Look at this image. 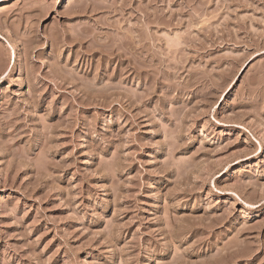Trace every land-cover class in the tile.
Wrapping results in <instances>:
<instances>
[{
  "label": "rangeland",
  "instance_id": "1",
  "mask_svg": "<svg viewBox=\"0 0 264 264\" xmlns=\"http://www.w3.org/2000/svg\"><path fill=\"white\" fill-rule=\"evenodd\" d=\"M0 264H264V0H0Z\"/></svg>",
  "mask_w": 264,
  "mask_h": 264
},
{
  "label": "bare ground",
  "instance_id": "2",
  "mask_svg": "<svg viewBox=\"0 0 264 264\" xmlns=\"http://www.w3.org/2000/svg\"><path fill=\"white\" fill-rule=\"evenodd\" d=\"M59 1H61V2H62L63 0H59Z\"/></svg>",
  "mask_w": 264,
  "mask_h": 264
}]
</instances>
